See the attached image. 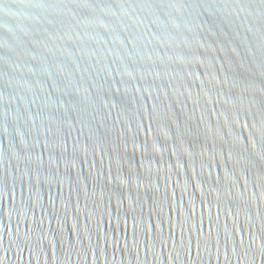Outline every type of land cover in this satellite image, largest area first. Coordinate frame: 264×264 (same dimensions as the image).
<instances>
[{"label":"water","instance_id":"obj_1","mask_svg":"<svg viewBox=\"0 0 264 264\" xmlns=\"http://www.w3.org/2000/svg\"><path fill=\"white\" fill-rule=\"evenodd\" d=\"M0 264H264V0H0Z\"/></svg>","mask_w":264,"mask_h":264}]
</instances>
